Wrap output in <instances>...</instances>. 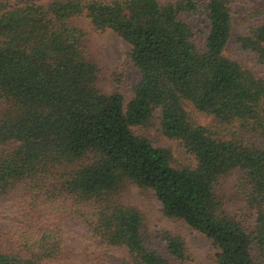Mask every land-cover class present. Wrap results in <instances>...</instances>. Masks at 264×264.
<instances>
[{
	"label": "trees",
	"instance_id": "1",
	"mask_svg": "<svg viewBox=\"0 0 264 264\" xmlns=\"http://www.w3.org/2000/svg\"><path fill=\"white\" fill-rule=\"evenodd\" d=\"M242 1L0 0V203L14 208L0 217V264H186L179 235L152 237L121 202L127 185L210 240L217 264H264V0L243 12L239 60L227 45ZM80 16L129 45L126 104L120 85L104 89ZM155 119L193 166L133 131Z\"/></svg>",
	"mask_w": 264,
	"mask_h": 264
},
{
	"label": "rangeland",
	"instance_id": "2",
	"mask_svg": "<svg viewBox=\"0 0 264 264\" xmlns=\"http://www.w3.org/2000/svg\"><path fill=\"white\" fill-rule=\"evenodd\" d=\"M260 4V0H243L240 3L232 5L235 23L232 38L227 45V56L229 58L239 60L245 58L246 54L240 51L238 45L235 43V37L243 34L253 24V20L245 19L243 12L253 9ZM72 24L83 30L86 34L89 52L99 63L102 72L104 89L110 92L115 85H120V90L125 95L126 104L132 96L128 87H133L138 80V72L128 61L129 45L111 31L104 33L96 32L89 20L84 16L73 19ZM253 69L258 75L264 77V64L256 65ZM120 75H123V83L121 79V82L116 84L114 78L115 76L120 77ZM158 115V111L155 112V117ZM194 117L201 125H207L211 122L210 118L201 114H194ZM156 123L155 119L150 127L134 128L133 131L137 135L148 138L155 147L170 149L176 165L193 166V159L186 153L178 141L159 135L156 130ZM235 179L236 175L229 180L231 184ZM120 200L124 205L137 208L142 213L145 226L152 237L156 236L159 232H170L179 235L184 241L189 256L186 264H217L215 260L217 249L212 245L211 241L197 231L189 228L183 221L164 217L161 212V205L152 192L141 190L133 185H127L120 194ZM10 211L14 212L12 203H0V217H5L7 212L10 213ZM80 234L81 229L76 223L67 222L65 224L64 239L66 244L78 245L81 243V239L76 241L80 237ZM153 244L159 251H164L163 243L159 240H154ZM111 255L114 259H118V255L122 256L118 251H113ZM170 264L179 263L171 259Z\"/></svg>",
	"mask_w": 264,
	"mask_h": 264
}]
</instances>
